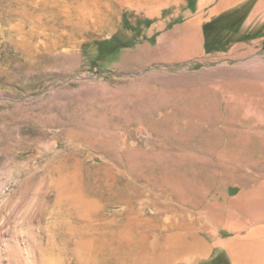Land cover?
Segmentation results:
<instances>
[{"label":"rangeland","instance_id":"rangeland-1","mask_svg":"<svg viewBox=\"0 0 264 264\" xmlns=\"http://www.w3.org/2000/svg\"><path fill=\"white\" fill-rule=\"evenodd\" d=\"M217 1L0 0V264H238L230 252L243 249L263 260L264 218L251 210L264 212V12L246 24L256 0L212 15ZM81 15L89 26L70 38ZM197 19L199 53L156 61L194 47L183 36ZM209 129L219 148L242 135L243 168L221 183L178 163L185 189L216 182L191 211L172 197L161 212L142 195L145 175L160 180L149 156L201 153ZM176 234L200 254L171 260Z\"/></svg>","mask_w":264,"mask_h":264},{"label":"bare ground","instance_id":"bare-ground-1","mask_svg":"<svg viewBox=\"0 0 264 264\" xmlns=\"http://www.w3.org/2000/svg\"><path fill=\"white\" fill-rule=\"evenodd\" d=\"M22 18L24 22L32 23L33 22V12L30 11L27 7H24L22 11ZM72 25L69 28V36L70 38L74 36L82 35L85 28L89 26V21L83 17L82 15L78 17V19L72 18ZM33 29L29 30L28 36L26 37L28 40H21L17 42L18 46H21V50L25 53H31L30 48V41L32 40L34 33ZM208 106L207 108H209ZM132 113H134L132 111ZM234 113H231V115ZM198 115L202 117H216L218 114L213 113V111L209 112L206 111L204 113L200 112ZM232 125L228 126V130L232 131ZM242 133V132H241ZM204 135H202V139L204 143L207 145L202 146L201 153H195L191 152L189 153L185 159H182L183 156L179 154H175L176 156L171 155H165L159 151H156L152 156H149V162L153 165L150 170L154 172L155 168L158 169V177L160 180L157 179V182L151 183L149 175H145V178L147 179L149 186H147V190L143 189L142 195L147 196L151 198L153 195L154 200L150 201L152 203L157 202L159 203L160 207L159 210L161 212H165L173 205L172 197H176L178 199V203L182 204L184 207L185 205H189L190 208H182L181 212L184 213L186 211H191L196 207L197 201L202 198L203 192L208 191L210 188H207V184H214L216 181H213L214 178H205V186L198 187L197 190H187L182 185L179 184V180H177L178 176V170L177 164L179 163L181 166L184 164H187L190 168V170L194 173H199L200 171L208 170L213 174H217L220 176V182L221 183H228V182H234L236 179H234V175L232 174L237 171L239 168L242 167V163H239L237 161L238 155L242 149H244L243 143V137L242 135H228V141L230 145L228 147L219 148L220 141L222 139V135H212L211 130L209 129V132L204 131ZM211 134V135H210ZM231 134V132H230ZM240 143L241 148L235 147V144ZM214 154L217 155V159H214ZM228 155H231L232 158H234L237 162H232ZM153 159H152V158ZM154 160V161H153ZM263 160V159H262ZM253 164V163H252ZM261 164V163H260ZM142 165V161H138V166ZM147 165V164H145ZM262 165V164H261ZM180 166V167H181ZM150 167L149 165L146 166V168ZM153 177H156L155 173L149 172ZM228 175H230L228 177ZM219 182V181H218ZM219 182V183H220ZM166 190H170L172 196L167 201L162 200L163 194ZM148 198V199H149ZM182 207V206H181ZM170 211V210H169ZM255 211V215L261 214L260 216H263L264 218V212L257 213V207H253L251 212ZM254 213V212H253ZM263 213V214H262ZM216 224H218L216 222ZM167 242L169 243L170 249V258L171 260H183V259H189V257H192L196 254H200L198 251L197 246L194 242L189 241L186 239V237L182 234H176L173 236H169L167 238ZM251 252V251H249ZM255 253V252H254ZM159 256L157 254H150L147 256V254H141L139 256V259L143 262L148 261H156ZM261 255L257 256L251 255L249 253L241 257L240 260H243L244 263L248 264H264V260H261ZM194 258V257H193ZM155 259V260H154Z\"/></svg>","mask_w":264,"mask_h":264},{"label":"crops","instance_id":"crops-1","mask_svg":"<svg viewBox=\"0 0 264 264\" xmlns=\"http://www.w3.org/2000/svg\"><path fill=\"white\" fill-rule=\"evenodd\" d=\"M245 0H218L215 6L212 8L211 12L213 14H218L221 11L235 7L241 3H243ZM183 2V1H182ZM264 12V0H256L254 6L252 7L248 17L246 18V24L247 22H250L251 20H256L255 22H260L259 18L261 14ZM202 38V21L197 19L195 22H191L184 33L183 40L185 41L184 43L187 44H192L194 47L190 48L187 46V49H190L187 52H184L185 54L181 55L180 53L174 54V57H165V56H160L159 58L156 59L158 62H163V63H170L179 61H183L185 59L191 58L196 56L199 51H200V41ZM183 53V52H181ZM180 54V55H179ZM172 60V61H171ZM222 245L225 248H230V245L228 242L222 243ZM231 249V248H230ZM232 251V250H231ZM245 250H237V251H232L231 257H233V260L238 263V264H243V260H240L242 256H244ZM247 255V254H246ZM264 260V258H263Z\"/></svg>","mask_w":264,"mask_h":264},{"label":"trees","instance_id":"trees-1","mask_svg":"<svg viewBox=\"0 0 264 264\" xmlns=\"http://www.w3.org/2000/svg\"><path fill=\"white\" fill-rule=\"evenodd\" d=\"M127 15H126V13L124 12L123 13V26L124 27H126V28H130V26H129V19L126 17ZM144 23H145V25H149L150 23H151V20H149V19H145L144 20ZM109 41H106V44L108 43ZM109 44V43H108ZM111 48H109V50H107V51H109V52H115V50L116 49H118V48H121V47H125V45L124 44H122V42H116V43H112L111 45ZM105 49V48H104ZM104 49H102V50H104Z\"/></svg>","mask_w":264,"mask_h":264}]
</instances>
